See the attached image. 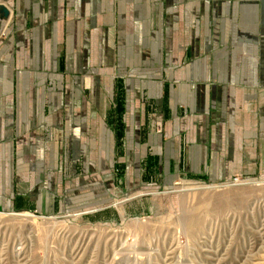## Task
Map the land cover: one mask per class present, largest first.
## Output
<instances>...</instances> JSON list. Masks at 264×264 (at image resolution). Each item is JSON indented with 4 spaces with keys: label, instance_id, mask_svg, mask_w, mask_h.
I'll return each mask as SVG.
<instances>
[{
    "label": "crops",
    "instance_id": "0c3cea01",
    "mask_svg": "<svg viewBox=\"0 0 264 264\" xmlns=\"http://www.w3.org/2000/svg\"><path fill=\"white\" fill-rule=\"evenodd\" d=\"M118 141L132 174L263 168L264 0H0V209Z\"/></svg>",
    "mask_w": 264,
    "mask_h": 264
},
{
    "label": "rangeland",
    "instance_id": "374dc122",
    "mask_svg": "<svg viewBox=\"0 0 264 264\" xmlns=\"http://www.w3.org/2000/svg\"><path fill=\"white\" fill-rule=\"evenodd\" d=\"M120 155L62 173L41 210L0 209V264H264V167L163 178Z\"/></svg>",
    "mask_w": 264,
    "mask_h": 264
},
{
    "label": "bare ground",
    "instance_id": "6f19581e",
    "mask_svg": "<svg viewBox=\"0 0 264 264\" xmlns=\"http://www.w3.org/2000/svg\"><path fill=\"white\" fill-rule=\"evenodd\" d=\"M22 216H26L25 214H23Z\"/></svg>",
    "mask_w": 264,
    "mask_h": 264
}]
</instances>
